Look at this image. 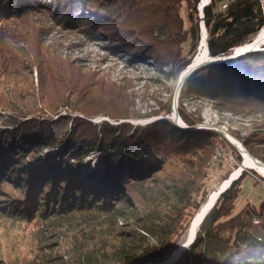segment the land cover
Wrapping results in <instances>:
<instances>
[{
  "label": "rangeland",
  "instance_id": "obj_1",
  "mask_svg": "<svg viewBox=\"0 0 264 264\" xmlns=\"http://www.w3.org/2000/svg\"><path fill=\"white\" fill-rule=\"evenodd\" d=\"M196 11L199 31V1ZM47 12L44 9L20 16L0 15V96L4 101L9 97L19 101L18 104L29 111L24 118L53 122L47 120V117L56 111L66 113L70 109L76 111H72V114H80V108L85 107L86 112L96 114V117H108L109 123L124 120L132 126H138L167 119L175 128L183 132L190 131L194 137L210 136L213 141L214 134V146L210 149L209 144L201 141L195 148L203 152L201 157L188 154L184 158L183 155H178V158L173 157V154L167 156L166 162L174 158L168 162L170 166L159 170V173L154 172L151 177L138 179L145 188L147 198L134 188V182L127 185L123 183L121 188L129 200L122 202L109 199V209L94 208L71 214L60 219L58 224L61 227L55 230H50V225H47L49 217L44 218L45 222L38 217L29 220L13 218L0 208V263L43 264L45 257L52 259L53 255H62L75 242L85 243L89 247L96 243L93 248L95 252H111L117 241L124 239L123 230H140L139 224L146 220L149 223L156 221L155 216H164L171 208H180L184 200L173 206L170 204L172 200L164 198L163 191L169 190L172 185H190L198 177L196 171L211 153L219 168L211 175V186L207 193L216 189L224 180L221 176L226 174V179L240 168V173L234 176L242 185L241 192L237 193L236 206L239 208L246 202H258L264 195V173L253 166L241 167L246 154H243L234 139L254 158L264 163V99L208 96L187 87L182 88L187 78L197 69L189 74L181 86L178 84V78L187 65L177 73L176 68L184 58L191 62L195 55L197 59L201 53V48L185 53L187 45L182 40V32L188 29L190 20L184 4L179 9L182 16L179 31L177 14L165 7H157L148 12L144 22L142 15L139 19L122 20L121 23L126 26L135 22L130 27L132 43L130 47L120 46L117 49L110 47L109 38L82 31L78 23L65 28L60 20L54 19ZM151 16L155 18L150 19ZM136 29L139 38L133 35ZM263 38L264 27L256 39ZM136 39H140L141 44L137 45ZM140 53L148 57L140 58ZM208 72V68L201 71L204 75H208ZM166 107H169L168 114L165 113ZM174 109L178 114L182 110L200 121L191 125L184 122L182 125L174 118ZM156 111L158 113L155 114ZM110 114L123 118H111ZM23 115L0 106V129H15L17 125L12 123L20 120ZM96 120L93 122H100ZM61 148L46 147L36 156L24 152L29 159L22 162L20 168L25 169V165H29L36 168V172H41L39 170L48 165L49 161L60 156L56 151ZM63 152L64 156H68L66 146ZM67 159L72 161L69 157ZM84 160L91 162L89 171L99 175L108 169L111 179L106 182H113L115 171L112 173L111 168L115 167L100 150L89 151ZM119 167L124 173H129L126 164ZM115 184L119 185L120 181ZM126 186L133 188L126 191ZM1 199L0 196V205ZM100 200L99 197V202L104 199ZM113 207H118L122 215L105 216L106 211L113 212ZM179 239L180 242L183 236ZM186 250L177 248L172 256L175 260L172 264L181 260L187 254ZM157 260L151 259L140 264H162Z\"/></svg>",
  "mask_w": 264,
  "mask_h": 264
},
{
  "label": "trees",
  "instance_id": "obj_2",
  "mask_svg": "<svg viewBox=\"0 0 264 264\" xmlns=\"http://www.w3.org/2000/svg\"><path fill=\"white\" fill-rule=\"evenodd\" d=\"M198 1L0 0V15L20 16L45 9L54 19L60 20L63 27L68 28L78 23L81 25L80 30L88 31L94 36L98 33L109 38L110 47L117 49L120 46L130 47L132 43L130 27L135 22L126 26L121 23L122 20L139 19L142 15L144 22V16L148 12L157 7H165L177 14L179 31L182 25L179 9L184 4L190 25L182 32L184 34L182 40L187 45L185 53H190L196 49L198 39L196 11ZM222 3H226V6L221 10L219 7ZM203 14L211 54L225 52L229 47L246 41L264 24V8H261L259 0H210L204 6ZM153 18L155 16L150 17ZM147 23L150 22L147 20ZM137 33L138 29L133 35L139 38ZM136 40L138 45L140 39ZM139 57L148 56L140 53ZM195 59L196 55L194 61ZM189 63L190 60L184 58L178 69L176 68V73ZM205 68L209 69V76L201 73ZM185 87L193 92L206 93L208 96L264 99V50L248 52L219 63L205 64L187 78L185 85H182V88ZM13 99L9 97L4 101L0 96V106L3 109L24 114L20 120L12 123L17 125L15 129L12 127L0 129V179L2 178L0 208L13 218L29 220L35 217L40 219L49 217L47 225H50V230L61 227L58 224L60 219L81 210L109 209L111 207L109 199H119L122 202L125 199L129 200L121 188L123 183L127 185L131 181L134 182V188L147 198L145 188L138 179L151 177L154 172L159 173V170L170 166L168 162L174 158L166 162L167 156L173 154V157L178 158V155H183L184 158L188 154L192 157H201L203 152L195 149L201 141L209 144L210 149L214 146V134L213 141L210 136L194 137L190 131L183 132L175 128L167 119L138 126H132L128 121L109 123L103 120L94 123L90 118L96 114L86 112L85 107L80 108L79 113L82 115L72 114L74 110L70 109L66 113L56 111L47 117V120L53 122L31 120V117L24 118L27 117L25 113L29 111L24 109L23 105H19V101ZM30 106L33 108V105ZM165 113H169V107H166ZM179 115L187 125L200 121L182 110L179 111ZM110 117L123 118L111 114ZM63 145L66 146L68 156H64ZM60 146L61 150L56 151L60 156L52 162L49 161L48 165L39 170L41 172H36V168L29 165H25V169L20 168L22 162L29 159L25 153L36 156L46 147ZM94 149L100 150L106 160L115 167L111 168L112 173L115 171L113 182H106L111 179L108 169L100 175L95 171H89L91 162L84 160V157ZM212 155L213 153L207 155L206 162H203L196 171L198 177L190 185L184 183L183 188L172 185L169 190L163 191L162 195L172 200L170 204L173 206L184 200L180 208L170 206V212L164 216H155L156 221L152 220L149 223L146 220L139 224L140 230H123L124 239L117 241L113 250L107 254H103V251L95 252L93 248L96 243L89 247L85 243L75 242L64 254L53 255L52 259L45 257L43 264H98L127 255L138 237L143 235L142 232L150 231L154 222L163 224L167 221L165 227L175 238L204 200L211 186V175L219 168ZM127 161L129 163H126ZM121 164L127 165L129 175L120 169ZM225 177L226 174L221 176L224 179ZM116 181H120V184L116 185ZM241 186L234 180L219 196L201 224L202 235L191 244L189 252L174 264H264V195L255 204L246 202L238 208L235 201L237 193L241 192ZM129 188L133 187L126 186L125 190L128 191ZM99 197L104 200L99 202ZM113 209V212L106 211L104 215L107 217L122 215L118 207ZM162 218L167 220L160 221ZM203 248L207 250L205 253H201ZM188 255L192 257L190 263Z\"/></svg>",
  "mask_w": 264,
  "mask_h": 264
},
{
  "label": "water",
  "instance_id": "obj_3",
  "mask_svg": "<svg viewBox=\"0 0 264 264\" xmlns=\"http://www.w3.org/2000/svg\"><path fill=\"white\" fill-rule=\"evenodd\" d=\"M209 1L210 0H206V1L199 0V9L201 10V14L199 15V17L201 18V22H199L198 39L196 44L197 49H199L200 46L203 44L202 43V39H203L202 24H203L206 31V37H205L206 39L204 40V43L206 45L207 56L205 59H202L200 61H194L195 56L192 58L191 62L187 64V67L183 70V72L180 74L178 78V84L180 86L185 82L186 78L189 76L190 73H192L193 71H195L196 69H198L199 67L205 64L219 63L226 60L234 59L248 52L264 50V40L257 42L256 39L258 33L264 27L263 24L246 41H243L241 43L229 47L225 52L218 54H211L208 48V43H207L208 32L204 22V14H203V8L209 3ZM259 4L263 9L264 0H259ZM225 6L226 3H222L219 9L222 10L225 8ZM242 45H249V46H247L245 49L237 50V48ZM173 113L175 114L174 118L178 122L182 123V125H184L183 124L184 121L182 120L176 109H174ZM103 116L104 115L96 117L95 115L92 118H90V120L93 121L96 118L97 119L96 121H100V122H102L103 120L110 121L108 120V117L106 118ZM115 121L117 120H114V122ZM120 121H124V120H119L118 122ZM234 140L241 150L245 151V153L248 154L250 157H253L247 150L243 148L240 142H238L236 139ZM258 162L259 165L264 166V163L262 161H258ZM225 180H228V183L223 186ZM234 180L235 177L231 179L229 174L226 179L222 180L219 183L216 189L211 190L209 193H207V196H205L204 200L198 205V207L193 212L192 216L189 218L188 222L185 224V226L182 228L180 233L175 238L172 235L173 233L171 234L168 231V228L165 227L167 221L164 222L163 224L162 223L156 224L154 222L150 227V231L142 232L143 235L141 234L142 236L138 237L137 241L132 245L131 250L127 255H123L106 261H101L98 264H140V263H145L151 259H156V260L158 259L157 261L161 262L162 264H172L173 262H175L172 256L177 248L187 249L186 252H189L191 244L196 240V238L199 235H202L201 224L204 218L211 211L219 196L231 185V183ZM213 193H215L214 196ZM163 219L167 220V218H162L160 221H162ZM182 236L183 239L179 242L180 240L179 238ZM206 251L207 250L203 248L201 250V253H205ZM177 257L178 255L176 256V258ZM202 258H204V254ZM188 260H190L189 261L190 263L192 261V257H189Z\"/></svg>",
  "mask_w": 264,
  "mask_h": 264
},
{
  "label": "bare ground",
  "instance_id": "obj_4",
  "mask_svg": "<svg viewBox=\"0 0 264 264\" xmlns=\"http://www.w3.org/2000/svg\"><path fill=\"white\" fill-rule=\"evenodd\" d=\"M202 1H206V0H202ZM202 31H203V39H202V45L200 46L201 48V53L199 54V56L197 57V59L195 61H200L202 59H205L207 54H206V45L204 43V40L206 39V31H205V27L204 25L202 24ZM263 39H257V42H260V41H263ZM256 44V43H255ZM247 46L249 45H242V46H239L237 48V50H241V49H245ZM235 141V140H234ZM243 151V150H242ZM244 153L243 154H246L245 151H243ZM259 160L257 158H252L250 157L248 154L244 155V160H243V164L241 165V167H244L245 166H253L255 168H257L259 171H261V173L263 172L264 173V166L263 165H259ZM240 171V168L235 170L233 175L230 176V178L232 179L234 176L238 175V173ZM228 183V180H225V182L223 183V186L226 185ZM215 195V193H213V196ZM199 217V216H198Z\"/></svg>",
  "mask_w": 264,
  "mask_h": 264
}]
</instances>
